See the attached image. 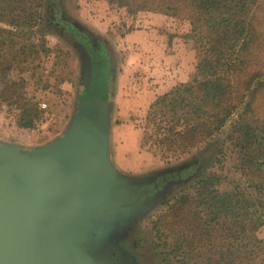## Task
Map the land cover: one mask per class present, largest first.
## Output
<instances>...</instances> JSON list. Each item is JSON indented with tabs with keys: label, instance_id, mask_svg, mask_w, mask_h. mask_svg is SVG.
I'll return each instance as SVG.
<instances>
[{
	"label": "trees",
	"instance_id": "16d2710c",
	"mask_svg": "<svg viewBox=\"0 0 264 264\" xmlns=\"http://www.w3.org/2000/svg\"><path fill=\"white\" fill-rule=\"evenodd\" d=\"M105 1L129 18L153 12L186 21L182 36L196 51L191 79L150 104L141 146L152 141L155 155L168 160L227 128L243 178L224 190L221 174H202L167 201L152 219L158 254L180 264H264V0ZM44 6L0 0V78L14 66L30 78L38 73L48 52L40 35ZM27 84L5 83L0 101L17 112V127L32 129L42 114Z\"/></svg>",
	"mask_w": 264,
	"mask_h": 264
},
{
	"label": "rangeland",
	"instance_id": "374dc122",
	"mask_svg": "<svg viewBox=\"0 0 264 264\" xmlns=\"http://www.w3.org/2000/svg\"><path fill=\"white\" fill-rule=\"evenodd\" d=\"M43 11L44 21L40 25L43 33L40 35L48 52L43 56L38 73L30 78L29 70L21 71L14 66L5 79L0 78V88L5 83L27 79L26 91L38 101L42 115L32 129L21 132L15 130L19 128L15 109L0 101V132L7 128L5 140L25 149L46 146L69 131L81 112L82 97L103 103L108 121L106 147L111 162L132 190L142 189L146 196L138 203H144L139 209L88 234L92 259L95 264H180L163 260L158 254L152 219L167 201L202 174H221L224 190L243 180L236 169L234 152L226 140L227 128L209 141L168 160L155 155L158 148L152 141L141 146L145 133H150L148 108L165 93L155 94L152 101H142L140 92L144 86L148 84L152 88L156 85L152 81L155 77L149 76L148 71L163 58L168 61L165 69L170 67L169 71L175 77L182 73L180 63L187 61L185 79L176 84L190 80L194 73L196 51L193 43H187L182 36L189 29L188 23L153 12H140L129 18L105 0H45ZM138 29L149 30L156 38L145 42L139 35H134V40L126 37ZM132 42L138 47L132 48ZM130 65H136L135 69ZM153 71L159 70L154 68ZM93 84H97V88L88 95ZM98 96H101L100 100ZM40 102L47 103V108H41ZM48 115L52 117L51 121H48ZM22 137L33 141L36 137L44 144H18L17 140ZM114 156H120L119 163ZM166 177L171 180L154 192H148ZM259 236L264 238V225Z\"/></svg>",
	"mask_w": 264,
	"mask_h": 264
},
{
	"label": "water",
	"instance_id": "95a60500",
	"mask_svg": "<svg viewBox=\"0 0 264 264\" xmlns=\"http://www.w3.org/2000/svg\"><path fill=\"white\" fill-rule=\"evenodd\" d=\"M106 115L82 97L69 131L46 146L0 137V264H95L88 234L144 205L111 162Z\"/></svg>",
	"mask_w": 264,
	"mask_h": 264
},
{
	"label": "crops",
	"instance_id": "0c3cea01",
	"mask_svg": "<svg viewBox=\"0 0 264 264\" xmlns=\"http://www.w3.org/2000/svg\"><path fill=\"white\" fill-rule=\"evenodd\" d=\"M154 14H156V15H158L159 13H154ZM159 15H161V16H165V15H163V14H159ZM166 17H167V15H166ZM135 31H139L138 33H135ZM155 34V33H154ZM134 35H139L140 37H142L143 38V40L145 41V42H150L151 41V39L153 38H156L155 36L154 37H152V33H150V31L149 30H146V29H138V30H134V31H132L131 33H129L126 37L128 38V39H133L134 40ZM134 42V41H133ZM132 42V44H131V47L133 48L134 46H136V47H138V45L137 44H135V43H133ZM143 42V41H142ZM168 61H167V59H161L160 61L158 60V65H156V66H154V67H152L149 71H148V74H149V76H152V77H155L152 81H153V83H155L156 85L155 86H153L152 88H149L148 87V84H146V87L144 86V88L142 89V91L140 92V95H141V98H142V101L144 102V103H146V102H148L149 100H153V98H155V96L156 95H159V94H161L162 92H166L167 90H169V88H171L172 86H174L175 84H176V82L177 81H182V80H184L185 78H183V76H184V74H186L185 73V71H186V69H187V61H183V62H181L180 63V65H179V70L181 71L182 70V73H181V75L179 74V75H177L176 77L175 76H173V75H171V72L169 71L170 70V67H167L166 69H165V63H167ZM140 63V62H139ZM138 63V64H139ZM156 64V63H155ZM137 65V64H136ZM136 65L133 67V65H130L131 66V68L133 67V69H135V67H136ZM169 65H170V63H169ZM147 67V66H146ZM154 68L156 69V70H159V71H153V73L151 72V70L153 69L154 70ZM182 68V69H181ZM133 71V70H132ZM146 73V72H145ZM147 74V73H146ZM147 74V75H148ZM151 74V75H150ZM173 78H176V79H173ZM151 93L153 94V97L151 96ZM156 94V95H155ZM151 100V101H152ZM2 130V133L0 132V137L1 138H3V139H6L5 137V135H4V133H6V132H8V129L7 128H3V129H1ZM15 130H21V132H24V131H26V130H28V129H26V128H15ZM31 131H34V130H31ZM25 141H24V140ZM40 140H39V138H36L35 137V141H33V140H29V139H26V138H20V139H18L17 140V142H18V144H20V143H22L23 145H25V146H33L34 144L35 145H38V144H44V142H39ZM16 142V143H17ZM36 142V143H35ZM119 157L120 156H114V160L116 161V162H118L119 163ZM114 164V163H113Z\"/></svg>",
	"mask_w": 264,
	"mask_h": 264
},
{
	"label": "flooded vegetation",
	"instance_id": "af4514ba",
	"mask_svg": "<svg viewBox=\"0 0 264 264\" xmlns=\"http://www.w3.org/2000/svg\"><path fill=\"white\" fill-rule=\"evenodd\" d=\"M169 180H171V178H169V177H166V179L165 180H161L160 182H159V184H158V186H156V187H151L150 189H148V192L149 193H152V192H154V190H156L160 185H164V184H166L167 183V181H169ZM132 194H135V195H137V196H140L139 197V199L137 198V200L134 202V203H132V204H138L139 202H141L143 199H144V197L146 196V194L142 191V189H135V190H132ZM148 195V194H147ZM59 210V209H58ZM62 210V209H61ZM45 212H46V214L50 217V214L48 213V212H50V209H46V210H44ZM54 234V233H53Z\"/></svg>",
	"mask_w": 264,
	"mask_h": 264
},
{
	"label": "built area",
	"instance_id": "2783aa9c",
	"mask_svg": "<svg viewBox=\"0 0 264 264\" xmlns=\"http://www.w3.org/2000/svg\"><path fill=\"white\" fill-rule=\"evenodd\" d=\"M40 107L43 108V109H46L47 108V103L45 102H40ZM48 121H51L52 120V117L48 115Z\"/></svg>",
	"mask_w": 264,
	"mask_h": 264
}]
</instances>
